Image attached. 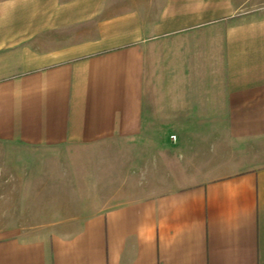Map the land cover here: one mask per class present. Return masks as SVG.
<instances>
[{
	"label": "crops",
	"instance_id": "1",
	"mask_svg": "<svg viewBox=\"0 0 264 264\" xmlns=\"http://www.w3.org/2000/svg\"><path fill=\"white\" fill-rule=\"evenodd\" d=\"M149 29L106 0L0 1V140L83 157L95 207L0 239V264H264V0H164ZM124 140L162 142L182 185L102 198L92 158ZM205 150L233 171L201 177Z\"/></svg>",
	"mask_w": 264,
	"mask_h": 264
},
{
	"label": "rangeland",
	"instance_id": "2",
	"mask_svg": "<svg viewBox=\"0 0 264 264\" xmlns=\"http://www.w3.org/2000/svg\"><path fill=\"white\" fill-rule=\"evenodd\" d=\"M163 3L164 0H106L110 12H138L147 30L158 20ZM157 96L147 94L145 99L153 100ZM211 128H215V137L217 133L226 132L225 125L205 126V133H210L208 137ZM154 143L155 150L151 149L152 142L146 140L113 141L107 146V156L92 158L97 162L95 174L99 177V195L119 201L181 186L179 160L182 158L175 153L148 156V153L157 152L158 145L162 144ZM204 154L200 167L204 172L198 173L201 177L233 171L218 153L206 155L205 150ZM80 160L83 162L84 158L65 156L63 146L35 147L0 140V239L28 237L35 230L51 231L57 222L85 209H93V205L86 203L90 199L88 190L83 187L85 177L69 169L72 161L77 164ZM211 165L219 168L207 172Z\"/></svg>",
	"mask_w": 264,
	"mask_h": 264
},
{
	"label": "built area",
	"instance_id": "3",
	"mask_svg": "<svg viewBox=\"0 0 264 264\" xmlns=\"http://www.w3.org/2000/svg\"><path fill=\"white\" fill-rule=\"evenodd\" d=\"M173 139H176V137H175V136H173Z\"/></svg>",
	"mask_w": 264,
	"mask_h": 264
}]
</instances>
